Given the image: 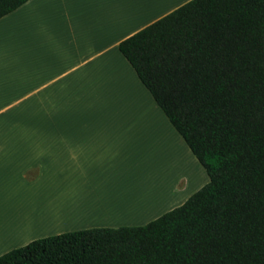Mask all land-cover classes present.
<instances>
[{"label":"crops","instance_id":"1","mask_svg":"<svg viewBox=\"0 0 264 264\" xmlns=\"http://www.w3.org/2000/svg\"><path fill=\"white\" fill-rule=\"evenodd\" d=\"M188 1L29 0L0 19V256L66 232L143 226L169 209L115 205L138 166L140 105L169 123L118 45ZM63 198L96 210L65 212Z\"/></svg>","mask_w":264,"mask_h":264},{"label":"trees","instance_id":"2","mask_svg":"<svg viewBox=\"0 0 264 264\" xmlns=\"http://www.w3.org/2000/svg\"><path fill=\"white\" fill-rule=\"evenodd\" d=\"M29 0H0V19ZM118 50L205 170L137 227L34 240L0 264H264V0H190Z\"/></svg>","mask_w":264,"mask_h":264},{"label":"rangeland","instance_id":"3","mask_svg":"<svg viewBox=\"0 0 264 264\" xmlns=\"http://www.w3.org/2000/svg\"><path fill=\"white\" fill-rule=\"evenodd\" d=\"M132 105L135 106L136 101H132ZM140 106L142 107L139 108L138 114L135 115L139 119L137 127L144 136L139 139V144L136 142L140 146L139 161L135 162V166L137 164L138 166L134 168L133 174H127L124 179L120 180L119 184H121V187L119 186V191L117 193V198H119L117 200L119 202L115 205L120 208L119 210L122 214L125 212L134 213V211L139 208L145 210L147 206L151 207L154 212H161L169 208L166 211L168 212L181 206L191 195L205 186L208 182V176L199 162L191 156L182 139L177 134L168 131L170 128L169 123L166 122L168 126L163 124V120H160L153 111L144 107V105ZM193 161H196L197 164H194ZM168 166L174 168L173 172L175 171L177 176L175 173H171L172 169H168L170 170V172H168L173 176L167 173L166 169ZM160 171V176H162L160 181L161 179L163 180L161 184L165 183L166 186H170V189H168V192L170 190L169 196L166 194L168 192L165 194L162 192V195L158 194L159 191L154 190V185L151 186L153 189H151V187L149 188V184L155 181V177L159 175L158 173ZM162 173L167 174L170 180H172L173 177L175 180L173 179L170 181L168 179L169 181H166L164 178V181L163 176L165 174ZM145 178H150V183L145 186H140L141 179ZM173 181L174 184L171 183ZM124 184L132 185L131 187H126L127 189H123L125 186ZM147 188H149L148 190L151 189V192L146 190ZM153 190L156 193H154ZM166 195L167 198H163V196ZM63 199L65 201H63L61 205V210L65 212H90V210H96V207L93 205L87 206L85 204H78L77 202L70 204L67 202L66 198ZM69 206H71V208H69Z\"/></svg>","mask_w":264,"mask_h":264},{"label":"bare ground","instance_id":"4","mask_svg":"<svg viewBox=\"0 0 264 264\" xmlns=\"http://www.w3.org/2000/svg\"><path fill=\"white\" fill-rule=\"evenodd\" d=\"M170 167V168H169ZM172 166H168V168L166 169L167 170V173L169 174V172H170V170H168V169H172V171H171V173L173 174V173H175V175H176V172L174 171L173 172V170H174V165H173V167L171 168ZM169 171V172H168ZM161 171L157 174L158 176H156L157 177V179H156V177H155V181H153L151 184H149L150 186H149V188L151 187V186H153V187H155V191L157 190V191H159V193L158 194H160V195H162V192H163V194H165L166 192H168V189H170V186H166V184L164 183V184H161V183H163V180L161 179V181H160V178L162 177V176H160L161 174ZM162 174H165V173H162ZM166 175V176H165ZM164 176H163V179L165 178L166 179V181H169L170 180V177L167 175V174H165ZM170 176H173V175H171V174H169ZM174 175V176H175ZM177 176V175H176ZM175 176V177H176ZM172 178V177H171ZM165 179H164V181H165ZM169 179V180H168ZM174 179V177L172 178V180ZM172 180H170V181H172ZM175 180V179H174ZM167 183V182H166ZM171 183H173L174 184V181L173 182H171ZM169 184V183H168ZM167 184V185H168ZM170 185V184H169ZM153 187H151V189H153ZM149 188H147L146 190H148ZM151 189L150 190H148V191H150L151 192ZM171 189H172V187H171ZM153 190V191H154ZM153 191H152V193H153ZM154 191V193H156ZM169 192H170V190H169ZM169 192L168 193H166L168 196H169ZM167 195L166 196H163V198L165 197V198H167ZM164 203V202H163Z\"/></svg>","mask_w":264,"mask_h":264}]
</instances>
